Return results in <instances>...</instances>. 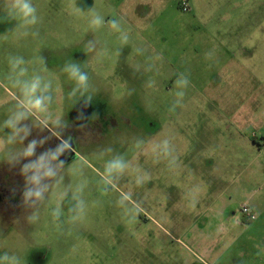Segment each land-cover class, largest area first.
Here are the masks:
<instances>
[{
    "label": "rangeland",
    "instance_id": "374dc122",
    "mask_svg": "<svg viewBox=\"0 0 264 264\" xmlns=\"http://www.w3.org/2000/svg\"><path fill=\"white\" fill-rule=\"evenodd\" d=\"M179 3L0 0V161L85 122L30 213L0 211V264H264L241 213L264 195V0Z\"/></svg>",
    "mask_w": 264,
    "mask_h": 264
},
{
    "label": "flooded vegetation",
    "instance_id": "af4514ba",
    "mask_svg": "<svg viewBox=\"0 0 264 264\" xmlns=\"http://www.w3.org/2000/svg\"><path fill=\"white\" fill-rule=\"evenodd\" d=\"M46 95L37 96L39 104V98ZM45 107L40 105L41 110ZM80 121H75L74 128L68 131L57 125L53 130L40 121L33 137L36 145L27 144L21 161H0V211L11 214L14 219L27 211L30 213V199L43 195L47 181L77 157L76 140L85 126V122Z\"/></svg>",
    "mask_w": 264,
    "mask_h": 264
},
{
    "label": "crops",
    "instance_id": "0c3cea01",
    "mask_svg": "<svg viewBox=\"0 0 264 264\" xmlns=\"http://www.w3.org/2000/svg\"><path fill=\"white\" fill-rule=\"evenodd\" d=\"M199 1V0H190L192 6L195 8L196 11L199 10V7L197 6L196 2ZM251 2H255L256 0H250ZM255 12H252L251 14H249L246 18L250 20V22L253 23V20H255ZM248 21V20H247ZM240 24H235V28L232 29V28H224L222 30L219 31V33L216 34V36L221 39V42H217L219 44V51L223 52L225 54V52H229L233 47H235L237 44L238 45H241L242 44V37L243 36H251L252 35V31H249L246 29V32L245 31H238L237 29L240 27L242 28L243 25H242V22H241V19H240ZM253 26V24H252ZM245 33V35H243ZM233 36H235L234 38H232ZM227 37L229 38H232L230 40L227 39ZM242 48V51H243V47L241 46ZM240 66L243 65V63H239ZM256 139V137H255ZM264 142V140H263ZM260 146V145H259ZM261 146H262V143H261ZM264 184V183H263ZM255 194L258 195V193L255 191ZM217 199H219L222 203H223V213H226V210H227V207H226V204H227V201L226 199L224 198V195L222 196V194L218 195ZM207 205L209 204L210 205V202L206 203ZM248 205H250L254 210L255 212L257 213L258 215V218L256 221H259V223L262 222V219L264 217V195L263 197L261 198H257L256 195L255 196H252L251 197V200L249 201ZM209 212H211V208L208 209Z\"/></svg>",
    "mask_w": 264,
    "mask_h": 264
},
{
    "label": "built area",
    "instance_id": "2783aa9c",
    "mask_svg": "<svg viewBox=\"0 0 264 264\" xmlns=\"http://www.w3.org/2000/svg\"><path fill=\"white\" fill-rule=\"evenodd\" d=\"M179 5L184 12L191 11L190 0H180ZM241 213L244 216V218L249 222H255L258 218V215L255 212V210L250 205L247 204L242 206Z\"/></svg>",
    "mask_w": 264,
    "mask_h": 264
},
{
    "label": "trees",
    "instance_id": "16d2710c",
    "mask_svg": "<svg viewBox=\"0 0 264 264\" xmlns=\"http://www.w3.org/2000/svg\"><path fill=\"white\" fill-rule=\"evenodd\" d=\"M42 98H43V97L39 98V102L41 103V105H45V104H46V101H43ZM48 98H50L49 95H48ZM48 100H50V99H48ZM42 101H43V102H42ZM245 222H246V223H252V222L247 221L246 219H245Z\"/></svg>",
    "mask_w": 264,
    "mask_h": 264
}]
</instances>
